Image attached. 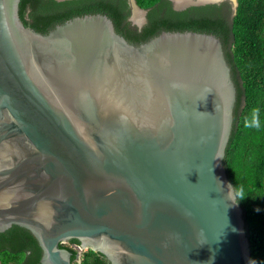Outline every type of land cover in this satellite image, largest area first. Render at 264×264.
<instances>
[{"label": "water", "instance_id": "obj_1", "mask_svg": "<svg viewBox=\"0 0 264 264\" xmlns=\"http://www.w3.org/2000/svg\"><path fill=\"white\" fill-rule=\"evenodd\" d=\"M128 1L143 28L149 10ZM20 2L0 0V233L30 231L41 264H73V239L111 264H250L224 162L237 88L222 41L135 45L104 14L42 34Z\"/></svg>", "mask_w": 264, "mask_h": 264}, {"label": "trees", "instance_id": "obj_2", "mask_svg": "<svg viewBox=\"0 0 264 264\" xmlns=\"http://www.w3.org/2000/svg\"><path fill=\"white\" fill-rule=\"evenodd\" d=\"M149 9L148 22L131 25L128 0H21L20 18L27 27L48 34L76 17L104 14L130 43L143 44L164 31H193L216 35L223 43L237 88L234 127L225 165L243 207L251 261L264 264V0H238L233 16L228 2L222 5L173 8L169 0H136ZM259 108L261 127L249 129L244 120ZM73 239L61 247L71 253L73 264H111L101 253L83 251ZM42 249L30 231L19 226L0 233V264H41Z\"/></svg>", "mask_w": 264, "mask_h": 264}, {"label": "clouds", "instance_id": "obj_3", "mask_svg": "<svg viewBox=\"0 0 264 264\" xmlns=\"http://www.w3.org/2000/svg\"><path fill=\"white\" fill-rule=\"evenodd\" d=\"M260 109L253 107L250 110V115L244 120V126L249 129H259L261 127ZM250 264H256L255 261H250Z\"/></svg>", "mask_w": 264, "mask_h": 264}, {"label": "flooded vegetation", "instance_id": "obj_4", "mask_svg": "<svg viewBox=\"0 0 264 264\" xmlns=\"http://www.w3.org/2000/svg\"><path fill=\"white\" fill-rule=\"evenodd\" d=\"M170 1V0H169ZM129 2V1H128ZM171 2V1H170ZM226 2H228V1H226ZM172 3V2H171ZM223 3H225V2H223ZM223 3H221V4H219V5H222ZM230 5H231V9H232V11H233V16L236 14V10L237 9H234V6L230 3V2H228ZM172 6H173V3H172ZM131 8V7H130ZM174 8V7H173ZM147 10H149V9H147ZM150 11V10H149ZM132 13V12H131ZM148 14H149V12H148ZM148 14H147V22H148ZM131 17L132 16H130V18H129V21H130V23H131V25L132 26H134V27H137L138 29H142V28H140V26L138 25V23H136V22H134V21H132V19H131ZM147 22H146V24H147ZM145 24V25H146ZM144 25V26H145ZM143 26V27H144ZM12 228V227H11ZM10 228V229H11ZM70 241H68V242H66L65 244H68ZM80 248V245H79V247H78V249ZM81 257H82V255H81ZM81 257H79V254H78V259H79V261L81 260ZM111 263V262H110Z\"/></svg>", "mask_w": 264, "mask_h": 264}, {"label": "bare ground", "instance_id": "obj_5", "mask_svg": "<svg viewBox=\"0 0 264 264\" xmlns=\"http://www.w3.org/2000/svg\"><path fill=\"white\" fill-rule=\"evenodd\" d=\"M177 4H182L186 2L187 0H174ZM134 18L138 21L141 18L140 13L135 12Z\"/></svg>", "mask_w": 264, "mask_h": 264}]
</instances>
